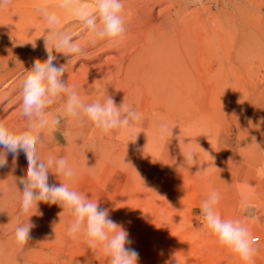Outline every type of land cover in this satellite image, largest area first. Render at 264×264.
I'll return each instance as SVG.
<instances>
[{"label":"rangeland","instance_id":"rangeland-1","mask_svg":"<svg viewBox=\"0 0 264 264\" xmlns=\"http://www.w3.org/2000/svg\"><path fill=\"white\" fill-rule=\"evenodd\" d=\"M37 1L59 4V0H12L11 5L0 6V19L32 14L29 12ZM92 2L83 0L86 6ZM245 2L124 0L128 33L117 48L134 42L147 46L163 29L173 34V26H177L185 34L186 64L194 63L199 82L193 81L194 87L189 89L188 124L179 122L173 127L172 137L159 154L146 151L138 157L125 148L127 138L106 136L97 142L96 172L80 176L72 185L107 208L110 218L129 232L130 247L139 253L138 264H246L221 245L202 221L200 205L212 190L220 193L222 218L246 219L241 204L245 198L251 203L249 215L259 218L249 220L252 235L261 238L255 245L258 252L253 264H264V138L258 133V126L264 124V97L258 95V91L264 94V48L239 32L238 15H242ZM78 29L72 32L78 33ZM81 37L84 35L76 36V41ZM33 50L17 46L10 52L23 63L0 82V90L17 75L25 76L33 63L42 59L43 53L30 59ZM53 63L59 64L61 59ZM82 63L76 64V69H81ZM108 67L103 74L94 75L103 84L95 87L97 92L109 88V76L112 80L120 77L115 59ZM48 111L61 121L47 133L51 150L58 144L73 143L80 133L79 124L63 115L61 103ZM204 111L206 123H198ZM149 122H141L135 131L153 129ZM188 150L197 153L192 165L183 156ZM51 208L49 220L31 229L27 245L10 248L7 264H110L102 249H90L83 237L72 240L67 236L71 214L59 205Z\"/></svg>","mask_w":264,"mask_h":264},{"label":"clouds","instance_id":"clouds-1","mask_svg":"<svg viewBox=\"0 0 264 264\" xmlns=\"http://www.w3.org/2000/svg\"><path fill=\"white\" fill-rule=\"evenodd\" d=\"M11 3L12 0H0V6ZM58 7L71 14L73 21L80 27V33L61 28L60 16L56 11H49L47 7L39 9L47 25L45 34L41 35L47 58L43 61L37 59L20 83L21 127L13 128L0 120V168L9 166V154L12 157V169L17 167L21 153L27 161L26 176L19 178L23 186L20 190V212L27 217V222L17 224L14 239L21 247L27 245L31 239V229L35 227L30 222V217L35 214L32 210H37L40 202L55 204L73 217L66 232L70 239L83 237L90 249H102L110 258V264H138L139 253L130 247L133 242L129 232L110 218L107 208L100 207L98 201L89 199L72 186L78 178L75 166L64 156L49 153L44 158L41 154L44 147L43 134L52 132L61 122L59 116L48 111L57 103L62 104L63 115L77 124L90 121L105 134L130 131L134 136L130 141L136 140L139 131L135 130L142 117L134 107L123 103L118 106L109 95L102 100L85 102L75 86H69L67 80L63 79L65 64L53 63L57 60L53 51L68 57L69 62L72 58L88 59L89 47L99 42H106L108 47L122 44L128 33L125 3L124 0H93L86 6L83 0H59ZM81 33L88 37L84 43L76 41V36ZM26 42H30L35 49V41ZM172 129L167 122H161L159 137L169 139ZM196 155L194 150L183 152L189 165L195 163ZM50 173L55 174L57 179L62 178L59 179L61 183L50 184ZM220 200V193L212 190L201 202L200 213L204 225L221 245L237 254L246 264H253L258 248L249 220L256 221L259 218L249 215L252 205L247 198L241 204L246 219L222 218L218 210Z\"/></svg>","mask_w":264,"mask_h":264},{"label":"bare ground","instance_id":"bare-ground-1","mask_svg":"<svg viewBox=\"0 0 264 264\" xmlns=\"http://www.w3.org/2000/svg\"><path fill=\"white\" fill-rule=\"evenodd\" d=\"M245 1V6L241 9L242 15L241 12L238 15L239 32L247 41L250 40L251 43L258 46L263 45L264 48V0ZM51 3L37 1L33 3V7L29 12H33L32 14L21 18L16 17L13 20H9V18L0 19V24H6L0 25V82L15 73L20 64L23 63L10 52L17 46L33 48L32 44L26 41H35L36 43L35 49L30 54V59L43 53L41 61L45 60V56H47L44 55L46 53L44 52L45 42L41 35L45 34L44 29L47 25L39 11L40 8L47 7L49 11H56L60 16L61 28L70 31L79 28L77 32L80 33V27L73 21L71 14ZM25 20L27 21L24 25ZM172 30L173 34L170 33L168 28L163 29L156 38H151L153 41L149 42L147 46H140V44L134 42L130 47L117 48L108 47L106 42H99L94 47H89L88 59L76 60L72 58L68 62V57L63 56L61 53H53L57 56V62L61 59L59 64H65L66 72L63 79L67 80L69 86H75L85 102L102 100L109 95L118 106L123 103L134 107L142 117L141 122L149 120V124L153 129L139 131L136 140L133 142L130 141L134 138L133 133L130 131H124L122 134L120 132L105 134L90 121H85L84 124H79L80 133H78L76 140L67 146L58 144V146L55 145L57 147L54 146V150H51L48 143V134H43L42 156L46 158L49 153H53L57 156L66 157L77 169L79 178L96 172V163L99 158L97 142L104 141L106 136L127 138L124 143L125 148L136 154V156L142 155L146 151L150 155L159 154L161 146L168 142V139L159 137L160 123L167 122L170 128L179 122L188 124L189 119H186V115L190 108L189 89L191 90L194 87L193 81L199 83L195 76L194 63L186 64L184 54L185 34L183 30L177 26H173ZM81 35H84V37H81L77 42H86L88 39L87 34L81 33ZM19 43L24 44L20 45ZM5 44H9L10 47L12 45L13 49ZM106 53L111 56L109 55V57L103 59L102 57ZM111 59H115V64L118 66L117 73L120 77L112 80L107 75L109 81H111L109 88H105L102 93L97 92L95 87L102 88L103 84H100L98 82L99 78L94 75L103 74L109 68L108 65ZM81 61H83L81 69H76V64ZM187 65H189L188 68ZM23 78L24 76L17 75V78L6 83L4 88L0 90V120L17 129L23 124L22 117L19 114V86ZM215 80L220 86L221 81L216 77ZM188 81L193 82L192 85ZM262 92L258 91V95L263 98L264 94H261ZM93 95L98 96L94 98ZM10 96H12L11 100L4 105V100ZM201 110H203V107ZM205 116H207V112L204 111L197 122L205 124ZM258 133L264 138V124L258 126ZM98 134L100 135L98 136ZM185 136L187 138L188 135L185 134ZM186 147L184 145L185 149ZM100 149L102 150V148ZM11 159L12 157L9 154V166L0 168V264L8 263L10 248L17 245L14 239L15 227L18 223L27 222V217L21 214L19 205L20 190L23 189V186L19 183V178L26 176L27 161L25 155L21 153L17 167L12 169ZM59 179L55 174H49L50 184L58 185L61 183ZM32 211L35 214L30 217V222L38 227L40 223L49 220L52 208L51 205L40 202L38 209Z\"/></svg>","mask_w":264,"mask_h":264},{"label":"built area","instance_id":"built-area-1","mask_svg":"<svg viewBox=\"0 0 264 264\" xmlns=\"http://www.w3.org/2000/svg\"><path fill=\"white\" fill-rule=\"evenodd\" d=\"M254 238H256L257 243H258V242H261V238H259V236H255Z\"/></svg>","mask_w":264,"mask_h":264}]
</instances>
